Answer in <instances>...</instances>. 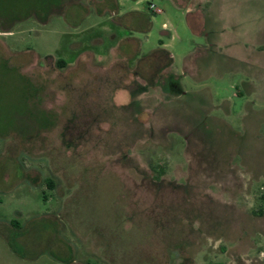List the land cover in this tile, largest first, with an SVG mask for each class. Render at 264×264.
I'll use <instances>...</instances> for the list:
<instances>
[{
  "label": "rangeland",
  "instance_id": "rangeland-1",
  "mask_svg": "<svg viewBox=\"0 0 264 264\" xmlns=\"http://www.w3.org/2000/svg\"><path fill=\"white\" fill-rule=\"evenodd\" d=\"M0 264H264V0H0Z\"/></svg>",
  "mask_w": 264,
  "mask_h": 264
},
{
  "label": "trees",
  "instance_id": "trees-1",
  "mask_svg": "<svg viewBox=\"0 0 264 264\" xmlns=\"http://www.w3.org/2000/svg\"><path fill=\"white\" fill-rule=\"evenodd\" d=\"M58 65L59 66H63V65H65L66 64V60L65 59H62V58H58ZM143 87H147L146 85H142V88ZM138 102V101H137ZM47 185L49 186V187H52V179H47Z\"/></svg>",
  "mask_w": 264,
  "mask_h": 264
},
{
  "label": "built area",
  "instance_id": "built-area-1",
  "mask_svg": "<svg viewBox=\"0 0 264 264\" xmlns=\"http://www.w3.org/2000/svg\"><path fill=\"white\" fill-rule=\"evenodd\" d=\"M151 6H152L155 10H157V11H161V10H162L160 7H157V6L155 5V3H151Z\"/></svg>",
  "mask_w": 264,
  "mask_h": 264
}]
</instances>
